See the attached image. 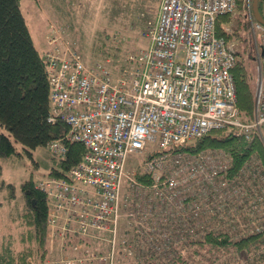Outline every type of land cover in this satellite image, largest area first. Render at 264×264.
<instances>
[{
    "label": "built area",
    "instance_id": "1",
    "mask_svg": "<svg viewBox=\"0 0 264 264\" xmlns=\"http://www.w3.org/2000/svg\"><path fill=\"white\" fill-rule=\"evenodd\" d=\"M236 6L237 0H161L156 22L146 34L149 47L138 51L135 66L115 81L100 65H84L67 41H62V56L58 48L46 53L49 120L65 121L68 131L63 140L85 148L66 178H50L39 185L52 199L51 224L61 228L58 233L50 231L48 238L52 245L67 231L72 238L89 239L96 230L95 238L106 250L91 255L81 244L73 245L72 255L56 264L159 259L176 246L173 236L179 237V246L213 226L234 232L242 217L248 222L255 219V232L264 229V166L259 159L250 160L243 172L250 177V190L230 203V193H222L215 182L230 158L218 151L191 155L175 150L223 127L237 129L246 138L261 136L264 26L250 22L260 39L250 121L241 120L237 107L234 51L215 32L218 18L233 13ZM48 150L60 156L66 146L54 140ZM129 156L142 160V171L125 168ZM219 183L225 189L227 182ZM161 242L166 243L164 248ZM119 251L128 259L121 261Z\"/></svg>",
    "mask_w": 264,
    "mask_h": 264
},
{
    "label": "trees",
    "instance_id": "2",
    "mask_svg": "<svg viewBox=\"0 0 264 264\" xmlns=\"http://www.w3.org/2000/svg\"><path fill=\"white\" fill-rule=\"evenodd\" d=\"M20 2L21 0H0V127L7 130L18 143L27 148V153L31 155L32 150L45 147L51 141L65 136L68 125L60 119L49 120L52 103L51 89L47 78L48 72L46 71L48 69L46 54L45 52L40 54L35 47L20 9ZM160 3L161 0H159L154 18L147 22L142 33L148 41L146 46L129 54L123 48L122 41H119L124 32L131 31L130 28L126 30L124 28L120 32L107 35V41H102L95 47L96 52H99V58L95 60L97 62L88 65L78 53L83 64L86 66L100 65L109 71L113 81L118 79L124 70L135 66V55L138 51L149 47V39L146 38V34L156 22ZM258 6L264 17L260 2H258ZM236 9L239 11L247 9L246 0H237ZM231 15L232 13L220 16L215 26L216 35L224 39L226 43L232 40L231 32L226 30V25L231 21ZM67 46H71V50L77 51L69 39H67ZM64 48L65 45L58 48L60 56H62ZM128 48L126 49L128 50ZM129 51L132 50L129 48ZM126 52L129 54L127 57ZM237 53L234 51L236 64L232 69L237 107L241 120L250 121L254 116V92L244 60L238 58ZM119 56L123 58L119 63H122L120 67L116 64L119 61ZM238 131L237 129L229 130V127L214 129L175 149L187 151L191 155L199 153L205 155L218 151L230 158L227 170L219 175L225 180L217 178L215 181L222 193L224 191L230 193L229 196L232 199L227 198L230 203L239 198H235V196H240L251 188L250 177L247 179L243 174L246 166L252 162L250 161L251 157L259 159L264 166L263 135L262 141L261 136L254 134L250 138H246L243 133L239 135ZM62 141L65 144L63 138ZM66 145L67 151L63 158L54 156L56 160H54V166L48 176L66 178L68 170L81 161L85 148L76 142H69ZM15 153V147L9 137L0 131V157H9ZM145 159L146 157L143 160L145 161ZM220 181L227 182L225 189L220 186ZM22 188L25 202L21 213L15 218V222H18V226L21 228L16 236L18 243L15 240L17 238L13 237H7L0 242V264H49L48 259L52 257L54 261L61 256L70 257L73 253V245L78 244H81L84 249H88L91 255L106 253L101 240L95 238L98 235L96 230L91 231L92 235L89 239L83 235L72 238L69 232L62 231V234L57 236L58 241L50 247L47 234L50 231L61 232L60 227L51 224L52 199L46 192L36 188V184L32 180L24 182ZM237 188L240 190L235 192ZM211 203L212 201H207L208 205ZM230 207L226 206L225 212H228ZM57 224L60 226L61 221L59 220ZM213 227L205 230L203 235L196 240L187 241L183 246L182 244L173 246L169 253H165V256L159 259L148 257L144 260H134L132 264H197L191 258L188 259V253L184 252L183 247L201 243L207 244L210 248L231 246L238 252H242L246 247L244 252L247 253L249 250L251 252L246 254L244 264H264V231L232 241L229 232L223 229H212ZM205 232L206 234H204ZM228 257L230 256H224L222 260H219L220 262L215 264L239 263L231 257L227 259ZM118 258L121 261L128 259L123 256V252L119 254Z\"/></svg>",
    "mask_w": 264,
    "mask_h": 264
},
{
    "label": "rangeland",
    "instance_id": "3",
    "mask_svg": "<svg viewBox=\"0 0 264 264\" xmlns=\"http://www.w3.org/2000/svg\"><path fill=\"white\" fill-rule=\"evenodd\" d=\"M251 2L252 0H246L247 9L241 11L236 9L232 13L226 30L232 34V40L227 44L235 53H240H237V57L244 60L251 87L255 92L259 77L257 57L260 39L251 28L250 22L253 18ZM259 2L264 15V0H259ZM158 5L159 0H21L20 9L25 17L33 43L40 54L45 50L47 53L55 51V48L63 45L62 41H65L63 39H69L82 59L90 65L97 62L95 60L99 58V52H96L95 47L102 41H107V35L120 32L121 29L130 28L131 30L124 32L119 38L124 45L123 48L129 54L146 46L148 41L142 33L147 22L154 18ZM49 33L55 34V41L52 42L48 37ZM127 47L132 51H129V48L127 50ZM129 54L126 52V57ZM119 57L116 64L120 67L122 63H119L123 58ZM0 131L9 137L16 150V153L9 157H0V242L7 237H13L17 238L15 240L18 243L16 236L21 228L18 222H15V218L21 213L25 202L22 184L27 180H32L35 184L43 178L45 180L56 159L50 154L47 146L38 147L29 155L27 148L18 143L7 130L0 127ZM261 132L262 139L264 128ZM155 149L157 150L156 147ZM251 159L255 161L256 157L252 156ZM138 166L139 161L135 157L129 156L126 159V169L136 170ZM125 192L126 187L124 186L122 195ZM215 224L218 225L217 221ZM250 227L254 231L255 219L251 218L248 222L245 217H242L240 222H237L236 235H245ZM120 229H123L122 222H120ZM238 238L232 237V241H237ZM171 239L174 245L178 244L179 237L173 236ZM165 246L166 243L161 242V247ZM183 249L188 253V259L191 258L197 264H215L220 262L219 260H222L224 256H230L231 259L239 262L237 264H244L246 254L251 252L249 250L245 253L246 247L242 252H238L231 246L210 248L203 243L185 246ZM62 258L63 256L58 259ZM53 259V257L48 259V263L56 264Z\"/></svg>",
    "mask_w": 264,
    "mask_h": 264
},
{
    "label": "water",
    "instance_id": "4",
    "mask_svg": "<svg viewBox=\"0 0 264 264\" xmlns=\"http://www.w3.org/2000/svg\"><path fill=\"white\" fill-rule=\"evenodd\" d=\"M258 2L259 0H252L251 11H252L254 20L264 26V17L261 15L259 11Z\"/></svg>",
    "mask_w": 264,
    "mask_h": 264
},
{
    "label": "crops",
    "instance_id": "5",
    "mask_svg": "<svg viewBox=\"0 0 264 264\" xmlns=\"http://www.w3.org/2000/svg\"><path fill=\"white\" fill-rule=\"evenodd\" d=\"M45 47H46V45H45Z\"/></svg>",
    "mask_w": 264,
    "mask_h": 264
},
{
    "label": "bare ground",
    "instance_id": "6",
    "mask_svg": "<svg viewBox=\"0 0 264 264\" xmlns=\"http://www.w3.org/2000/svg\"><path fill=\"white\" fill-rule=\"evenodd\" d=\"M228 45V44H227Z\"/></svg>",
    "mask_w": 264,
    "mask_h": 264
}]
</instances>
